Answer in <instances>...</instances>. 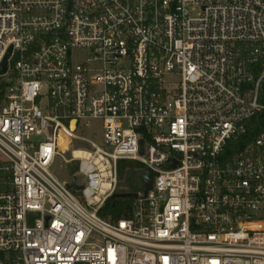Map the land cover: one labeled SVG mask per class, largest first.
I'll list each match as a JSON object with an SVG mask.
<instances>
[{"label": "built area", "instance_id": "2783aa9c", "mask_svg": "<svg viewBox=\"0 0 264 264\" xmlns=\"http://www.w3.org/2000/svg\"><path fill=\"white\" fill-rule=\"evenodd\" d=\"M11 47L0 264H264V126L227 153L264 112V0H0V64ZM126 160L153 186L112 222Z\"/></svg>", "mask_w": 264, "mask_h": 264}, {"label": "trees", "instance_id": "16d2710c", "mask_svg": "<svg viewBox=\"0 0 264 264\" xmlns=\"http://www.w3.org/2000/svg\"><path fill=\"white\" fill-rule=\"evenodd\" d=\"M5 84L0 82V101L3 96V89ZM259 100L262 104H264V83L260 92ZM264 126V112L255 116L248 122V132L246 135L239 138L237 141L233 142L229 146L227 150L228 154H234L241 149H243L246 145L250 144L255 140L262 127ZM144 167L141 163L137 161H121L119 163V177L122 178L124 173L136 172L142 173ZM134 203V198H119L112 197L110 198L105 206L99 211V215L102 218L108 219L112 222H116L121 220L122 218H126L131 213V208Z\"/></svg>", "mask_w": 264, "mask_h": 264}, {"label": "rangeland", "instance_id": "374dc122", "mask_svg": "<svg viewBox=\"0 0 264 264\" xmlns=\"http://www.w3.org/2000/svg\"><path fill=\"white\" fill-rule=\"evenodd\" d=\"M79 134L87 139L101 142L103 138V125L99 120H85L80 123ZM70 155L69 152L65 154V157L68 158ZM2 155L0 153V160H2ZM77 168L75 164H66L64 159L58 157L55 164L51 167V173L61 182L68 181L76 172ZM142 173L138 171L134 172H125L123 177H119V185L117 193H138L144 191V184L142 182ZM78 183H83V178L79 177Z\"/></svg>", "mask_w": 264, "mask_h": 264}, {"label": "water", "instance_id": "95a60500", "mask_svg": "<svg viewBox=\"0 0 264 264\" xmlns=\"http://www.w3.org/2000/svg\"><path fill=\"white\" fill-rule=\"evenodd\" d=\"M12 53V47L8 50L4 60L0 64V76H4L8 71V60ZM72 127H75V123L72 124ZM176 165L173 166L175 168ZM142 182L144 184V193L147 194V192L152 188L153 186V180H154V173L151 169H146L142 173ZM76 177H73L69 183H67V188L69 190L74 191H81L83 189V186H78L76 184ZM113 197H119V198H134L136 199L138 197L137 193H117Z\"/></svg>", "mask_w": 264, "mask_h": 264}]
</instances>
